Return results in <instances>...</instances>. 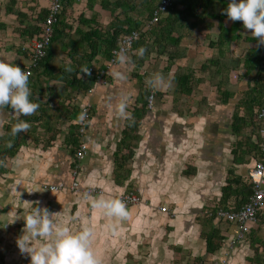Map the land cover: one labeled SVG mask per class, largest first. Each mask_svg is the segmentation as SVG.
<instances>
[{
  "label": "crops",
  "instance_id": "1",
  "mask_svg": "<svg viewBox=\"0 0 264 264\" xmlns=\"http://www.w3.org/2000/svg\"><path fill=\"white\" fill-rule=\"evenodd\" d=\"M103 1L114 0H77L73 6L74 11L65 14L61 19L60 29L62 30V25H70L73 27L70 35L79 38V31L88 29L80 23L82 17L86 20L96 19L103 25L110 24L112 16L108 9H104ZM221 1L228 2L215 0L216 6L210 10L211 13L219 14L223 11L225 6ZM48 7L49 0H0V59L15 58V63L21 68L29 65L30 53L24 51L23 46L33 39H27L22 30L27 25H34L39 12ZM182 9L180 6L179 10ZM19 12L28 18L20 17ZM131 15L135 17V13L132 12ZM191 22H195L194 15H191ZM234 22L236 20L228 18L220 22L215 16L207 14L205 21H200L197 27L191 28L190 37L184 38L180 45L185 50L183 61L186 60L188 52L200 50V45H206L209 56L207 66L215 69L222 67L221 70L216 69V72L222 73L221 77L224 79L217 82L227 81L226 90L232 94L239 89L238 83H247L245 79L248 78L249 82H253L256 78L255 71L247 76V71L243 68L245 60L241 58L249 51L264 49V44L257 43V38L251 34V30L244 27L242 20H237L235 33V36H242L240 40L230 39L233 32L220 41L221 27L231 30ZM66 32H69V29H66ZM262 54L264 55V51ZM193 57L195 58L194 54ZM73 59L67 53L61 52L58 55L55 60V75H60L61 79L38 76L42 73L41 70L29 80L31 98L39 103V108L31 115L19 117L29 122L30 127L26 131L13 134L11 129L18 117L8 107L0 110V264H30V256L21 253L16 241L25 223L22 218L35 206L47 207L51 212L60 211L54 218L73 231H79L86 223L94 226L92 247L102 264H222L224 260V264H264V207L260 211L258 223L242 239L237 238V224L218 223L215 218L213 224L219 231L222 244L216 251H208L204 234L210 229H205L200 222L207 209L203 210V196L200 198L197 194L202 189L208 191L207 187L212 185L214 189V184L208 183L214 178L213 173L217 174L219 171L216 166L219 159L213 155L216 160L213 162L208 156V149L201 151L204 153L200 154V160L202 159V164L207 163L211 171L206 176H199L201 169L195 166L196 168L191 170L192 176L195 178L198 175L201 181L195 183L186 177V180L180 179L175 188L179 192L196 188L198 192L195 190L196 196L192 199L197 203H194V200L191 204L183 203L182 196L176 191L169 196L163 192L162 197H156L157 191L150 187L146 188L145 192L138 189L141 202L127 207L130 213L127 218L107 217L94 208L92 217L88 219L91 199H86L87 195L82 191H73L74 182L78 183L81 189L98 188L101 193L92 198L104 196L119 199L123 194L135 193L127 192L134 181H138L140 185L141 182L147 183L151 178L167 179L174 176V184L182 164L180 159L184 156L183 146L188 144L187 140L193 132L188 134L183 131L181 121L174 114L169 117L166 114L158 116L148 105V111L139 127V140L132 151V157L125 164L127 177L117 181L116 155L127 153L126 146H120L126 120L131 118L134 108L140 107L137 100L141 83L140 77H134L135 63L127 58L115 68L108 69L107 78L110 83L107 86L98 84L89 93L81 89L72 90L65 84L66 78H70L60 72L65 66L72 70L77 68ZM211 60L219 63L212 66ZM108 62L109 59L97 56L92 67H101L103 70L107 68ZM236 65L238 69L230 70ZM261 67L264 68V62ZM65 71L68 72V69ZM115 71L123 73V78H116L113 75ZM220 95L223 98V95ZM121 100L126 103L124 116L117 110ZM87 103L93 108L85 134L88 153L80 163L75 161L83 139L80 134V116L83 106ZM223 107L211 126L210 121H207V112L202 114V109H199L198 116L202 114L200 121L206 122L194 125L196 128L209 126V131L215 139L212 145L222 148L231 134L234 135L232 117L235 112L231 114L230 109ZM120 149L121 154L118 151ZM3 152H9L4 159ZM215 152L220 155L223 153L220 150ZM247 157L248 162L242 164H234V155L225 160L228 165L232 164L235 174L238 171V177L245 179L248 177V169L253 168L255 164L254 162L247 167ZM146 163L148 165H145ZM155 163H160L157 169ZM241 166L246 168L242 169ZM76 168L77 175L74 174ZM226 184L218 186V193L213 194L220 202ZM50 185L63 186V189L50 191ZM160 207L173 210V218L160 211ZM217 208L219 205H216L213 211ZM13 220L15 221L12 222ZM5 224L7 225L4 226Z\"/></svg>",
  "mask_w": 264,
  "mask_h": 264
},
{
  "label": "trees",
  "instance_id": "2",
  "mask_svg": "<svg viewBox=\"0 0 264 264\" xmlns=\"http://www.w3.org/2000/svg\"><path fill=\"white\" fill-rule=\"evenodd\" d=\"M138 0H114V1H103L102 5L104 9H108L112 20L108 25H103L97 22L96 19L86 20L83 17L80 20L82 26H87L86 31H79V38L75 35H70L71 28L70 25H62V30L60 29L61 19L69 12L74 11V4L77 0H64V6L61 15L58 18L57 23L54 26V34L51 39L50 45L47 50L46 57L37 65V68L33 70V74L39 73L38 76H47L52 79H58L61 76H56V64L55 60L58 55L67 53L69 57L74 60V64L77 68L69 71L70 67L65 66V69L60 73L65 75L70 79L66 78L65 84L72 90H90L92 85L95 84V77L92 75L91 69L94 68L93 63L97 56H103L105 59H110L112 56V51L118 48L119 40L123 37L131 35L133 32H139L140 37L138 41L134 43L133 50L136 51V55L132 56L133 50L129 53L130 58H133L136 64V58L140 60L138 67L143 65L146 60L154 52L158 57L167 56V64L165 65V71L168 73L171 71V65L173 62L181 60L184 55V51L181 48V43L184 38L190 37L191 28H195L200 24V21L204 22L206 15L215 16L220 22L227 18L224 11L221 13H211L210 10L216 6L215 0H172V6L169 9L168 15L159 20L157 23L147 28L145 23L152 20L154 12L159 6L161 0H142L141 6H139ZM221 3L226 7L227 3L221 1ZM182 6L183 9L180 11L179 7ZM224 7V8H225ZM223 8V9H224ZM202 10V11H199ZM199 11V12H198ZM135 13V17H132L131 13ZM146 12L145 18L144 13ZM49 14V9H42L37 15V19L34 25H27L23 30L22 34L27 36V39L38 38L41 34L46 17ZM20 17L28 18L22 12H19ZM139 15V16H137ZM191 15L195 16V22H191ZM203 25V24H201ZM238 23H233L231 30H227L221 27L220 41L223 38L230 37L231 40H240L241 35L235 33L237 31ZM69 29V32H66ZM144 47L146 51L143 55L138 53V49ZM264 49L257 48L256 50L249 51L248 54L244 55L245 64L243 68L247 71V76L255 71V80L248 84V90L244 93L243 104L246 107V113L241 115L239 109H235L232 117V129L236 137H240L243 130L247 126H256L259 130L261 126H258L261 122L257 119L255 110L257 108L264 107V68L261 65L264 62V55L262 52ZM128 54V56H129ZM213 66L214 63L218 64L219 61H210ZM238 66L232 67L230 70H236ZM89 68V73H82L81 70ZM201 72L209 71V67L205 63L200 67ZM217 70H221L217 67ZM227 69V68H224ZM215 70V72L217 71ZM222 74L220 72H216ZM80 75V76H79ZM141 74H134V77H140L141 91L138 97L137 103L140 104L139 108H134L132 116L130 119L126 120V128L123 131V137L120 142V146L127 148L126 154H121V149L118 150L121 154L116 155L118 160L115 164V176L116 180L121 178L126 179V166L127 160L132 157V151L137 145L139 140V127L148 111L149 99L153 95L151 86L148 83V76ZM30 78V79H31ZM29 79V80H30ZM144 80V81H143ZM173 80L176 84L175 92L182 95L191 96L195 93L200 84H202V79L197 78L193 70L184 71L182 68H178L173 75ZM227 81L217 82L215 84L219 93L223 95V103H228L232 98L233 94L226 90ZM253 132L256 130L253 127ZM257 130V131H258ZM253 134V133H252ZM256 136V137H255ZM9 152L2 153V159ZM232 153L234 155V164L247 163L246 157L252 156L256 157L255 163L261 159V137L260 134L248 135L235 142L233 146ZM13 154H10L12 157ZM120 156V157H119ZM254 160V159H253ZM252 183L247 178L238 177L233 170L229 171V176L227 179V184L223 188V195L221 198V204L219 207L239 210L245 204L249 202L252 195ZM214 211L210 210L204 217L202 216L200 222L205 229H210V231L204 234L208 251L214 252L221 247V237L219 236V231L215 229L214 221Z\"/></svg>",
  "mask_w": 264,
  "mask_h": 264
},
{
  "label": "rangeland",
  "instance_id": "3",
  "mask_svg": "<svg viewBox=\"0 0 264 264\" xmlns=\"http://www.w3.org/2000/svg\"><path fill=\"white\" fill-rule=\"evenodd\" d=\"M137 2L139 4V6H141L142 0H138ZM168 13L165 14L162 17V19H164L168 15ZM145 15H146V12L144 13V16ZM146 23H145V26H146ZM199 48H200V50L198 49L197 51L188 52L186 60L183 61V59H181L182 61H180L177 59L176 61H174L173 65H171V71L168 73L165 71V68H164L165 65L167 64V60H168L167 56L160 58L154 52L153 54L150 55L148 60H146V62L143 65H140V67L137 66L138 63L140 62V60H138L137 58L135 59L136 60V64L134 65V67H136L135 73L141 74L142 76H144V73H146L145 76H148L147 79H149L150 77H152L156 73H161L164 77V83L161 87L153 88L151 86V88L153 89V90H151V92H154L155 95H154L153 99H151V98L149 99L150 110L153 111L158 116H161V117L164 114H166L168 117L173 116V114H174V116L179 118V120L181 121L182 128L184 127L183 131L187 132L188 134L193 132V134L190 135L191 137L187 140L188 144L186 146H183L184 156L182 157V159H180L182 164L179 166L180 168L177 171V175H176L177 181L174 184H173V182L175 181L174 176H171L170 178L168 177L167 179L162 178V177H160L158 179V177H157L156 179L152 180V178H151L150 181L147 180L148 181L147 183L143 184L141 182L140 185H139L138 181L137 182L134 181V184L131 185L130 189H127V192L131 191V192H135V193H137V195H139V190L145 192L146 188L149 189L151 187L154 189V191H157L156 193H158V194L155 195L156 197H162L163 192H165L164 194L168 195V196L173 194V192L176 191V189H175L176 184H178V181L180 179L186 180V177H187V178L191 179L192 182H195V183L200 182L201 179H198L199 176L201 174L206 176L207 173L211 171L209 169V167H207L208 166L207 163L202 164V161H201L202 159L200 160V154L204 153L201 151H205L206 149H208L209 150L208 156L210 159H213V155H215V157L217 159H219L218 160L219 162L216 163V166H218L219 171H217V174L213 173L214 178L210 179L209 183H208V184H214V189H213V185H212V187H207L208 191L205 189H202L201 191L198 192L195 188V190L198 192L197 194H199L200 198L203 196L201 198V201H202V205L204 206L203 210L207 209L205 211V214H206L210 210H214L216 205L221 204L219 198H217L216 195H213V194L218 193V190H219L217 188L218 186L227 183L229 171L232 170L233 167H232V164L228 165L229 163L225 159L228 157H231V158L233 157L231 151L233 150V146H234L235 142L242 139V138H245L248 135L259 134V130L257 129V125H256V126H253L256 129L253 132V130H252L253 127L249 125V126L245 127V129L243 130V133L241 134L240 137H236L235 135L231 134L228 142L222 148L221 146H216V145L213 146L212 145L215 139H214L213 133H211L209 131V128H208L209 126H207V127H205V125L201 126V127H199L200 130H199L198 126H197V128L194 127V125L196 126L198 122L204 121V120L200 121L201 120L200 117L202 114H204V112H205V114L207 112V116L209 118L207 121H210L209 123L211 126L214 123L213 121L219 116L217 114H219L220 110L222 108H224L223 106L228 108V110L230 109L231 114L237 108V109H239L241 115H244L246 113V107L243 104L244 97H245L244 93L248 90V84L250 83L248 81L250 78L245 79V80H247V83L245 81L243 83H238L237 86L239 89L235 90V92L233 93L234 95L229 100L227 105H223V98L220 95L221 93L218 92L215 84L220 79L223 80L224 77H221V74L216 73L215 72L216 69L213 67H210V66H209V68H210L209 71H207V72H201L200 71L199 67L201 66L202 63H206L208 61L209 56H208V50H207L206 45H200ZM132 54H133L132 56H134L137 53L135 50H133ZM193 54H194L195 58L193 57ZM233 54H235V51H233ZM240 55H242V54H240ZM126 56L128 59H131L134 61L133 58H130V54H129V56H128V54ZM134 63H135V61H134ZM94 68H96V70H100L101 67L100 68L94 67ZM114 68H115V66H114ZM178 68H182V70H184V71L193 70L195 75L197 76V78H200L203 80L202 84L199 85V87L197 88L195 93L192 94L190 97L180 94L181 93L180 91H178L179 93L175 92L176 84L173 80V75H174L175 71L178 70ZM105 79H106V81H108L110 83L109 78H105ZM199 109H202V114L198 116L197 113L199 112L198 111ZM204 122H206V121H204ZM190 124H192V125L190 126ZM258 126H261V123ZM197 129H198V131H197ZM216 150H220V152H223L221 155H223L225 159H223V157L220 154L215 152ZM247 158L249 159V164H247L246 166L249 167L251 164L254 163V161L256 160V157L253 158L252 156H248ZM156 159H159V158H156ZM150 161L151 160L149 159V162ZM214 161L216 162L215 159H213V162ZM159 164L160 163L154 164V166H156V169L158 168L157 165H159ZM211 164H212V162H211ZM211 164H210V166H211ZM145 165H148V163H146ZM195 166L200 167L201 173L199 174V176L197 175V177L194 178V175L192 176L191 170L193 168H196ZM241 167H242V169L246 168L243 166H241ZM151 168L153 169V167H151ZM248 171H249V169H248ZM185 172H188V173L185 174ZM236 174L238 175V171ZM159 188H161V190ZM182 190H184V189H182ZM195 190H194V188H191L187 192H182V191H180V192L176 191V192H177V194L182 196V199L184 200L183 203L191 204L192 200H194V203H197V201L194 198L192 199V197L196 196ZM204 194H206L205 195L206 197L204 196ZM162 200H163V198H162ZM160 206H162V205L160 204ZM93 210H94V208L91 205L89 207L88 216H87L89 220L92 217V211ZM202 214H203V212H202ZM195 216H193V217L195 218ZM168 217L173 218V210H171L170 208H169V212H168ZM195 219L197 221V218H195ZM218 223H223V222L219 221Z\"/></svg>",
  "mask_w": 264,
  "mask_h": 264
},
{
  "label": "clouds",
  "instance_id": "4",
  "mask_svg": "<svg viewBox=\"0 0 264 264\" xmlns=\"http://www.w3.org/2000/svg\"><path fill=\"white\" fill-rule=\"evenodd\" d=\"M223 11L230 20H242L244 27L257 38V43L264 44V0H228ZM145 51L144 47L138 49L140 55ZM117 60L121 63L127 60L124 50L117 53ZM81 72L89 73L90 69L85 68ZM113 75L123 78V73L119 71L113 72ZM29 77L30 72L15 63V58L0 59V109L8 107L18 117L11 129L13 134L30 127L28 121L19 117L31 115L39 108V103L31 98ZM148 83L153 88H159L164 83V77L156 73L148 79ZM117 110L121 116L126 114L124 100L117 105ZM84 115L81 113L80 118L83 119ZM85 198L91 199L92 207L107 217L124 219L130 214L122 199L104 196ZM59 212L35 206L22 218L25 223L16 242L21 253L30 256V264H102L92 247L94 226L86 223L79 231H73L54 218Z\"/></svg>",
  "mask_w": 264,
  "mask_h": 264
},
{
  "label": "built area",
  "instance_id": "5",
  "mask_svg": "<svg viewBox=\"0 0 264 264\" xmlns=\"http://www.w3.org/2000/svg\"><path fill=\"white\" fill-rule=\"evenodd\" d=\"M63 6L64 0H49V14L46 17L41 34L38 38L31 40L23 46V50L28 51V53H30L29 65L24 68L25 71L30 72L29 79L33 74V70L37 68V65H39V63L47 55V50L54 34V26L57 23L60 14L62 13ZM171 6L172 0H161L159 6L154 12L153 19L146 23L147 28L151 27L159 20H161L163 15L168 12ZM139 37V32H133L131 35L123 37L121 40H119L118 48L112 51V56L108 64L106 65L107 68L103 70H96V68L91 69L92 75L95 77L94 79L96 81L95 84L92 85L91 89L88 90L89 93H91L98 84H103L104 86L108 85L109 82L105 79L109 76L107 70L114 68V66L119 64V61L117 60V53L121 50H124L126 55L129 54L134 47V43L138 41ZM153 97L154 95H152L151 99H153ZM92 109V105L89 103L85 104L82 108V113H84L85 115L84 118L80 121V134L83 139L79 149L77 150L75 160L80 163L86 158L88 153V143L85 138V134L90 124ZM255 114L257 115V119L259 120V122H261L259 134L262 140L261 159L258 160L253 165V168H251L248 172V179L252 183V195L249 199V202L239 210H230L219 207L214 212V217L216 218V220L221 222L235 223L238 225V239L244 238L245 235L250 232L251 228L258 223L260 211L264 207V107L257 108L255 110ZM74 174H78V168L74 170ZM48 189L50 191H56L63 189V186L50 185L48 186ZM72 190L76 192L82 191L87 196H94L95 194L101 193L98 188L81 189L80 185L76 182L73 183ZM120 199L123 200L126 207L138 204L140 202L139 196L135 193L123 194ZM160 211L164 213L169 212L167 207H161ZM224 263H226L225 260L222 264Z\"/></svg>",
  "mask_w": 264,
  "mask_h": 264
},
{
  "label": "bare ground",
  "instance_id": "6",
  "mask_svg": "<svg viewBox=\"0 0 264 264\" xmlns=\"http://www.w3.org/2000/svg\"><path fill=\"white\" fill-rule=\"evenodd\" d=\"M48 9H49V7H48ZM168 11H169V10H168ZM167 13H168V12H167ZM167 13H166V14H167ZM60 15H61V14H60ZM164 15H165V14H164ZM164 15H163V16H164ZM161 19H162V18H161Z\"/></svg>",
  "mask_w": 264,
  "mask_h": 264
}]
</instances>
